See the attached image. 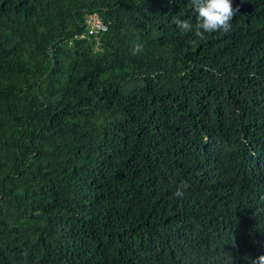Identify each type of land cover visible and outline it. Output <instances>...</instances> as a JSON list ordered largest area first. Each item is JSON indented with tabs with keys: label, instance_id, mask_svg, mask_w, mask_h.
<instances>
[{
	"label": "trees",
	"instance_id": "trees-1",
	"mask_svg": "<svg viewBox=\"0 0 264 264\" xmlns=\"http://www.w3.org/2000/svg\"><path fill=\"white\" fill-rule=\"evenodd\" d=\"M237 6L201 40L192 0H0V264L264 255V0Z\"/></svg>",
	"mask_w": 264,
	"mask_h": 264
},
{
	"label": "clouds",
	"instance_id": "clouds-1",
	"mask_svg": "<svg viewBox=\"0 0 264 264\" xmlns=\"http://www.w3.org/2000/svg\"><path fill=\"white\" fill-rule=\"evenodd\" d=\"M192 5L197 13L195 27L187 19L174 18V23L182 34L194 32L195 37L201 40L205 39V33L229 31L231 22L239 11L238 6L233 7V0H192ZM141 48V45H136L133 54L135 55ZM186 187L187 184L182 182L174 195L182 197L184 194L182 189ZM243 258L249 264H264V255L259 253L253 257L248 254Z\"/></svg>",
	"mask_w": 264,
	"mask_h": 264
},
{
	"label": "built area",
	"instance_id": "built-area-1",
	"mask_svg": "<svg viewBox=\"0 0 264 264\" xmlns=\"http://www.w3.org/2000/svg\"><path fill=\"white\" fill-rule=\"evenodd\" d=\"M90 26L93 30H102L103 29V27L101 26V23L97 22V21H95V22L91 21Z\"/></svg>",
	"mask_w": 264,
	"mask_h": 264
}]
</instances>
